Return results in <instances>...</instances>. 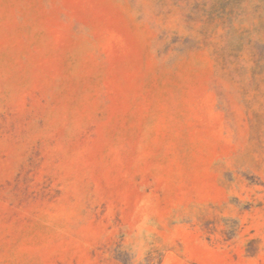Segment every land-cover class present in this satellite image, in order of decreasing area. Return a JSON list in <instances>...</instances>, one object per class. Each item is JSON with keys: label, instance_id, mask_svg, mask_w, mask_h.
I'll use <instances>...</instances> for the list:
<instances>
[{"label": "rangeland", "instance_id": "1", "mask_svg": "<svg viewBox=\"0 0 264 264\" xmlns=\"http://www.w3.org/2000/svg\"><path fill=\"white\" fill-rule=\"evenodd\" d=\"M0 264H264V0H0Z\"/></svg>", "mask_w": 264, "mask_h": 264}]
</instances>
